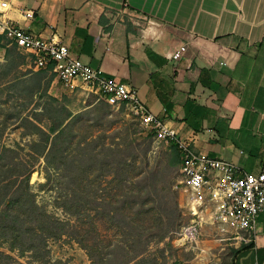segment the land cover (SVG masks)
<instances>
[{
    "label": "crops",
    "instance_id": "0c3cea01",
    "mask_svg": "<svg viewBox=\"0 0 264 264\" xmlns=\"http://www.w3.org/2000/svg\"><path fill=\"white\" fill-rule=\"evenodd\" d=\"M0 2L15 26L135 89L193 151L241 173L264 172V0ZM4 40L0 65L14 46ZM16 50L24 56L21 69L43 73L33 69L32 55ZM202 232L229 239L211 226ZM243 247L234 264H264V209L254 241Z\"/></svg>",
    "mask_w": 264,
    "mask_h": 264
},
{
    "label": "rangeland",
    "instance_id": "374dc122",
    "mask_svg": "<svg viewBox=\"0 0 264 264\" xmlns=\"http://www.w3.org/2000/svg\"><path fill=\"white\" fill-rule=\"evenodd\" d=\"M41 71L42 78L35 83L32 76L23 77L24 67L7 75L0 69V152L2 148L14 151L6 154V160L18 157L20 165L13 167L11 174L19 176L31 166L51 123L64 119L66 123L72 122L69 132L58 141L59 149L49 157L52 168L46 173L45 162L40 158L30 172L29 184L47 214L71 220L55 205V200L75 191L73 203L80 219L82 223L88 219L91 223L89 229L86 225L83 228L88 236L99 238L108 234L99 223L106 217V203L125 200L130 190L138 194L145 184L140 178L149 170L156 172L158 193L168 201L174 196L180 210L186 196L185 185L181 182L179 164L170 163L173 154L170 147L155 141L125 107L106 105L83 85L70 91L61 84H53L55 75ZM55 166L59 169H53ZM46 175L51 181L40 188ZM179 214L178 225L170 234L173 247L169 264H234L244 243L232 239L234 235H227L226 240L202 230L195 243L181 240L178 234L191 217ZM46 249L49 263L90 264L85 250L67 235L48 239ZM0 250L6 251L5 246ZM12 255L16 257V253ZM16 259L24 264L29 261L27 255Z\"/></svg>",
    "mask_w": 264,
    "mask_h": 264
},
{
    "label": "trees",
    "instance_id": "16d2710c",
    "mask_svg": "<svg viewBox=\"0 0 264 264\" xmlns=\"http://www.w3.org/2000/svg\"><path fill=\"white\" fill-rule=\"evenodd\" d=\"M6 57L9 59L7 63L0 65L6 75L21 69L24 56L15 46L7 50ZM25 73L31 74L35 83L42 78L41 72L26 70ZM65 120L51 123L47 128L48 135L46 134L40 151L33 157L31 166L19 176L11 174V169L20 165L18 157L6 160V154L14 151L2 148L0 152V247L5 246L9 252L0 250V264H24L16 259L24 255L29 258L25 264H52L46 259L47 241L66 235L85 250L90 264H169L173 247L169 241L170 234L178 225L180 211L174 196L168 201L166 196L159 194L154 170L142 175L140 181L145 184L138 194L130 190L125 195V200L106 203V217L104 220L100 219L99 223L108 234L99 238L88 236L87 230L83 228L87 226L89 229L91 223L89 219L82 223L79 210L73 203L75 191L63 197L58 196L55 200V205L71 220H59L47 214L46 209L38 204L33 186L29 184L30 172H33L40 158L45 162L46 173L52 168L49 157L58 148V141L69 132L72 124L64 122ZM51 135L53 137L48 144ZM169 147L173 152L170 163L180 164L177 147ZM70 163L74 165L73 161ZM57 167L53 169H59ZM45 181V184L39 185L40 188L50 183V176L46 175ZM12 253H16V257Z\"/></svg>",
    "mask_w": 264,
    "mask_h": 264
},
{
    "label": "built area",
    "instance_id": "2783aa9c",
    "mask_svg": "<svg viewBox=\"0 0 264 264\" xmlns=\"http://www.w3.org/2000/svg\"><path fill=\"white\" fill-rule=\"evenodd\" d=\"M6 9L7 4L0 2V37L32 55L34 70L50 69L64 88L73 91L83 85L106 105L125 107L155 141L177 147L179 172L186 193L179 211L191 217L190 223L178 234L181 240L195 243L201 230L211 226L222 235H234V239L244 244L254 241L257 217L264 209V172L241 173L233 163L193 151L179 140L173 128L149 112L135 89L71 57L66 46L23 31L4 17L2 12ZM184 51L181 47L171 58L178 60Z\"/></svg>",
    "mask_w": 264,
    "mask_h": 264
}]
</instances>
